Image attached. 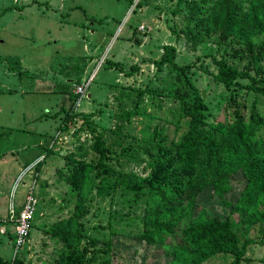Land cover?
Segmentation results:
<instances>
[{"label":"rangeland","instance_id":"obj_1","mask_svg":"<svg viewBox=\"0 0 264 264\" xmlns=\"http://www.w3.org/2000/svg\"><path fill=\"white\" fill-rule=\"evenodd\" d=\"M189 5L190 0H0V216H8L10 206L16 213L32 179L38 184L29 237L20 251L25 264L55 263L62 246L47 229L73 213L74 192L65 183V176L57 174L58 152L35 170L52 141L56 142L53 149L63 155L76 154V145L86 139L75 132L79 116L65 121L67 114H86V122L94 130L82 143L84 159L96 160L87 146L97 133L107 150L106 164L115 171L138 174L142 161L148 159L144 150L151 149L159 138L174 136L179 111L175 89L183 85L191 91L169 73L168 67L155 71L151 65L163 45L178 52L177 65L193 64L186 77L206 105V123L228 122L225 104L232 95L237 104L249 106L252 93L213 82L212 59H224L253 76L252 55L246 52L232 59L229 40H222L217 32L206 35L193 27ZM252 43L254 55L262 48L257 65L264 71V32ZM106 61L119 63L124 72L131 65L139 70L124 77L116 69L104 68ZM84 80L89 81L86 92L75 101L73 87ZM256 100L264 116V100ZM127 112L133 115L126 121ZM229 181L226 201L232 204L245 182L241 172ZM89 197L84 203L86 211L76 220L81 235L79 249H87V264H101L103 254L99 251L107 242L115 251L114 264H164L166 258L159 246L148 247L134 238L141 231V202L129 207L117 194L113 199L96 198L92 192ZM198 208L218 218L229 210L206 192L194 209ZM250 212L264 214V206L260 203ZM188 218L187 213H181L165 244L178 242ZM240 233L254 241L264 238V229L256 224ZM12 241L8 235H0V257L5 260L12 256ZM245 258L248 260L240 264H261L264 247L249 245ZM230 262L228 257H217L205 264Z\"/></svg>","mask_w":264,"mask_h":264},{"label":"trees","instance_id":"obj_2","mask_svg":"<svg viewBox=\"0 0 264 264\" xmlns=\"http://www.w3.org/2000/svg\"><path fill=\"white\" fill-rule=\"evenodd\" d=\"M188 11L194 16V28L206 35L217 32L219 38L229 40L232 59L246 52L252 55L253 76L247 69L238 70L228 65L224 59H212L215 67L212 80L224 88L238 86L252 93L253 99L245 108L243 103H236L234 95L230 96L225 104L228 122L206 123L203 115L206 105L186 77L193 64L177 65L178 52L171 45H163L160 56L152 60L151 65L155 71L168 67L169 73L184 82L191 92L184 90L183 85L175 89L179 96V111L174 136L159 138L151 149L144 150L148 159L142 161L143 168L138 174L109 167L107 150L97 133L87 146L96 155V160H85L80 151L88 141V133L94 130L86 122V114H67L65 121L79 116L80 123L75 132L87 140L76 145V154L65 152L63 155L53 149L56 142L52 141L42 162L35 164L38 171L47 164L44 161L49 155L55 156L53 152H58L61 157L57 174L65 176L64 181L75 197L72 215L47 229L51 238L59 239L62 246L54 264H87L89 261L84 256L87 249H79L81 235L76 220L86 211L84 203L92 192L96 198L113 199L117 194L129 207L141 202V231L134 238L148 247L159 246L166 258L164 264H205L217 257H228L230 264H240L248 260L245 253L249 245L264 247V238L254 241L240 233L255 224L264 229V214L250 212L251 207L260 203L264 206V116L256 100H264V71L257 65L262 48L254 55L252 43L254 37L264 32V0H248L247 3L241 0H190ZM103 66L116 69L124 77L139 70L131 65L124 72L119 63L110 61L104 62ZM240 80L247 83L241 85ZM143 92L144 89L138 93L139 97ZM70 96L76 97L71 93ZM132 115L125 113L124 119L127 121ZM120 152L125 153V149ZM237 172H241L245 184L238 198L230 204L226 201L230 191L229 178ZM37 185L36 178L28 185L27 191L31 189L33 196L37 194L34 192ZM205 192L229 209L224 216L218 218L202 208L194 209ZM181 213L189 216L186 227L181 230L177 243L165 244L164 239L174 233L180 222ZM34 214L35 208L31 225ZM8 225L10 228L4 235L13 240V225ZM89 241L94 244L93 240ZM11 249L12 256L7 260L0 257V264H25L20 258L21 249L14 252L13 241ZM113 249L107 242L105 249L99 251L103 254L101 264H114ZM260 263L264 264V258Z\"/></svg>","mask_w":264,"mask_h":264},{"label":"built area","instance_id":"obj_3","mask_svg":"<svg viewBox=\"0 0 264 264\" xmlns=\"http://www.w3.org/2000/svg\"><path fill=\"white\" fill-rule=\"evenodd\" d=\"M88 84H89L88 80L81 81L78 85L73 87L72 94L76 95L77 99L81 98L82 96H84ZM79 123L80 121L76 123V126L79 125ZM27 168H25V170H27ZM31 168H32V165H31ZM35 204H36V199L32 195V192L30 189L26 192L24 196L23 202L21 204V208L15 213L12 207L10 206V210H9L10 214L6 216V218L4 217L0 219V235H4L6 231L8 230V228H10L8 224L11 223L13 225L14 252L18 249H21L25 245L28 239Z\"/></svg>","mask_w":264,"mask_h":264},{"label":"crops","instance_id":"obj_4","mask_svg":"<svg viewBox=\"0 0 264 264\" xmlns=\"http://www.w3.org/2000/svg\"><path fill=\"white\" fill-rule=\"evenodd\" d=\"M1 218L4 217V216H0Z\"/></svg>","mask_w":264,"mask_h":264}]
</instances>
